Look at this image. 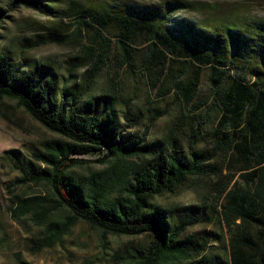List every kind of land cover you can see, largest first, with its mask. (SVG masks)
Here are the masks:
<instances>
[{"label": "trees", "instance_id": "16d2710c", "mask_svg": "<svg viewBox=\"0 0 264 264\" xmlns=\"http://www.w3.org/2000/svg\"><path fill=\"white\" fill-rule=\"evenodd\" d=\"M9 1L13 9L60 17L32 47L74 44L71 66L82 70L79 82L59 86L48 66L0 53V99L15 101L55 135L27 156L3 153L19 174L8 186L11 219L28 217L42 228L43 247L78 222L103 235L147 236L124 250L125 264H264V20L226 17L215 5L188 0H85L67 8ZM181 12L208 16L197 21ZM119 74L144 86L145 102L154 104L146 129L170 117L159 140L127 132L131 104L120 123ZM102 76L105 86L92 95ZM152 94L165 104L155 106ZM93 154L101 155L100 169L78 158ZM191 177L216 178L215 205L157 203ZM31 186L46 195L19 192ZM209 207L229 233L224 259L210 251L206 233L187 234L205 223Z\"/></svg>", "mask_w": 264, "mask_h": 264}, {"label": "rangeland", "instance_id": "374dc122", "mask_svg": "<svg viewBox=\"0 0 264 264\" xmlns=\"http://www.w3.org/2000/svg\"><path fill=\"white\" fill-rule=\"evenodd\" d=\"M77 1L85 0H50L46 3L53 4L56 8H67L72 2ZM131 1L157 3L163 0ZM188 1L215 5L218 13L226 17L231 14H240L245 18L264 20V0ZM179 14L197 21L208 16L196 12ZM60 22V17H47L24 7L13 9L9 0H0V53H8L14 60H24L26 64L38 63L48 66L55 74V80L59 86L67 79L70 80L69 84L79 82L78 77L82 70L71 66L73 63L71 58L78 54L76 45L42 44L32 47L35 42L43 40V36L51 32L50 29L57 28ZM64 22L68 20L64 19ZM63 33H69V30ZM69 70L76 79L68 76ZM117 79L121 84L116 93L115 111L120 123L126 124L123 114L127 112V105L131 104L130 119L134 127L126 128L127 132L142 137L146 134L147 142L159 140L166 131L170 117H162L149 130L146 129V110L154 104L147 105L145 102V87L136 88L134 83L121 74ZM105 84V77H100L90 93L98 95ZM150 98L156 103L155 106L160 107L165 104L153 94ZM53 138L55 135L30 118L15 101L0 99V264H20V262L25 264H125L124 250L147 242V236L103 235L100 231L78 222L60 242L53 247H43L42 228L34 225L28 217L23 218L21 222H15L8 214L6 208L11 197L8 186L19 174L3 153L15 150L27 156L29 147L39 146L42 141ZM203 146H205L204 143L199 147ZM78 158L89 160L91 162L89 167L92 170L101 168V165L96 162L101 158L99 154L83 155ZM79 172L84 173L85 170H79ZM226 172L224 171L223 174ZM215 180L216 178L191 177L173 193L157 198V203L162 207L201 203H209V206H213L215 205ZM19 192H24L28 196L46 195V189L43 186H31L20 189ZM205 220V223L189 228L187 234L206 233L210 238V251L224 259L227 255L229 233L213 207L206 210Z\"/></svg>", "mask_w": 264, "mask_h": 264}]
</instances>
